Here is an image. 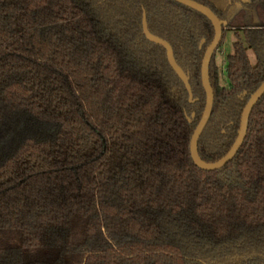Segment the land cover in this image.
Returning a JSON list of instances; mask_svg holds the SVG:
<instances>
[{
	"label": "trees",
	"instance_id": "16d2710c",
	"mask_svg": "<svg viewBox=\"0 0 264 264\" xmlns=\"http://www.w3.org/2000/svg\"><path fill=\"white\" fill-rule=\"evenodd\" d=\"M195 1L226 23L197 144L214 162L264 81V24L232 23L256 0ZM226 29L237 40L222 83ZM213 36L175 0H0V264H264V93L227 164L190 155Z\"/></svg>",
	"mask_w": 264,
	"mask_h": 264
},
{
	"label": "water",
	"instance_id": "95a60500",
	"mask_svg": "<svg viewBox=\"0 0 264 264\" xmlns=\"http://www.w3.org/2000/svg\"><path fill=\"white\" fill-rule=\"evenodd\" d=\"M183 5H186L208 18V20L212 23L214 28V36L210 44L206 47L204 54L201 60V67H200V76H201V84L205 92V104L201 114V117L192 133L190 139V155L193 162L201 169L204 170H215L223 167L227 164L236 154L240 146L242 145L244 138L246 136L247 127H248V120L251 113V110L257 100L262 96L264 93V81H262L259 86L250 94L248 100L246 101L240 118V124L237 132V136L232 143L229 150L226 152L224 156L214 162H205L203 161L199 154H198V139L205 128L209 117L211 115L212 106H213V91L209 82V63L212 57L213 52L217 48L221 38H222V29L225 27L226 23L218 18V16L206 5L201 4L195 0H175ZM143 32L146 38L152 42L158 43L162 45L166 49L168 62L179 76V78L183 81L188 93L189 97H192V92L190 88V84L188 82V77L184 73V71L178 66L176 63L173 51L168 42L165 40L151 34L146 25V21L143 20ZM203 40L201 41L200 46L202 45Z\"/></svg>",
	"mask_w": 264,
	"mask_h": 264
},
{
	"label": "rangeland",
	"instance_id": "374dc122",
	"mask_svg": "<svg viewBox=\"0 0 264 264\" xmlns=\"http://www.w3.org/2000/svg\"><path fill=\"white\" fill-rule=\"evenodd\" d=\"M259 3V4H258ZM253 12V20L254 22H259L264 24V1L255 2ZM249 20H244L238 15H234L232 23L235 25H239L241 23H247ZM237 40V36L235 31L232 29H226L224 32V38L221 46L216 50L214 60L217 66L221 71V82H226L225 77V66H226V58L228 55L232 54L234 51L233 43ZM244 45L247 47V55L252 64L255 63V54L254 51L249 48L244 40H242Z\"/></svg>",
	"mask_w": 264,
	"mask_h": 264
},
{
	"label": "crops",
	"instance_id": "0c3cea01",
	"mask_svg": "<svg viewBox=\"0 0 264 264\" xmlns=\"http://www.w3.org/2000/svg\"><path fill=\"white\" fill-rule=\"evenodd\" d=\"M241 1H243V2H245V1L248 2V1H250V0H241ZM251 1H252V0H251ZM253 1H255V0H253ZM261 1H264V0H256L255 2H260V3H261ZM258 4H259V3H258ZM253 9H254V5H249V4L242 5V4H238V6L236 7V9H235V11H234V15H238V16H240L242 19L247 20V19L253 17V12H252ZM249 20H250V19H249ZM243 24H245V22H244V23H241V24H239V25H243ZM238 34H241V32L238 31Z\"/></svg>",
	"mask_w": 264,
	"mask_h": 264
}]
</instances>
